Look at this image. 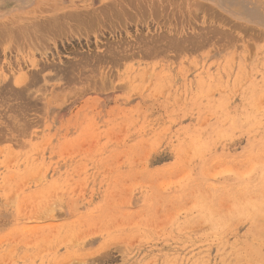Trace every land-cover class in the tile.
Listing matches in <instances>:
<instances>
[{"label": "rangeland", "instance_id": "obj_1", "mask_svg": "<svg viewBox=\"0 0 264 264\" xmlns=\"http://www.w3.org/2000/svg\"><path fill=\"white\" fill-rule=\"evenodd\" d=\"M0 9V264H264V0Z\"/></svg>", "mask_w": 264, "mask_h": 264}, {"label": "bare ground", "instance_id": "obj_2", "mask_svg": "<svg viewBox=\"0 0 264 264\" xmlns=\"http://www.w3.org/2000/svg\"><path fill=\"white\" fill-rule=\"evenodd\" d=\"M24 5V4H23ZM21 7V6H20ZM23 7V6H22ZM0 13H1V9H0ZM2 15V14H1ZM4 24V26L1 24V26L2 27H0V39H1V41L3 42V40L5 41V42H8V44H11V43H13V45L15 46V47H17L18 45H20L21 47H23V46H25V47H27L26 45H29L30 46V44H33L34 45V38L32 39L31 37H32V35H31V37H29L28 35L26 36V35H23V33L25 32H23L22 33V31L23 30H19V31H17L18 29H17V27H15V28H13L12 26L11 27H7V26H5V23H3ZM49 29V28H48ZM47 29V30H48ZM50 30V29H49ZM38 32H40V31H38ZM42 32V31H41ZM28 33V32H27ZM20 34V35H19ZM24 34H26V33H24ZM42 34V33H41ZM44 34V33H43ZM40 35V34H39ZM42 37H44V35L42 36ZM41 38V37H40ZM32 40H33V42H32ZM38 40V39H37ZM36 40V41H37ZM35 41V42H36ZM32 42V43H31ZM4 43V42H3ZM37 43V42H36ZM1 45V44H0ZM36 46V45H35ZM6 96V95H5ZM13 98V97H12ZM4 99V98H3ZM13 105V104H12ZM14 106V105H13ZM222 258V257H221Z\"/></svg>", "mask_w": 264, "mask_h": 264}]
</instances>
